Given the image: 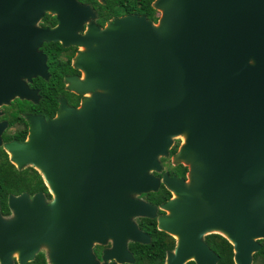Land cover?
Returning a JSON list of instances; mask_svg holds the SVG:
<instances>
[{
  "label": "water",
  "instance_id": "1",
  "mask_svg": "<svg viewBox=\"0 0 264 264\" xmlns=\"http://www.w3.org/2000/svg\"><path fill=\"white\" fill-rule=\"evenodd\" d=\"M153 7L156 23L131 15L101 29L78 0H0V106L33 95L22 78H48L38 52L44 42L81 46L84 77L71 88L87 94L78 109L62 102L54 120L34 122L27 144L10 148L54 194L50 207L42 195L32 207L26 196L12 199L14 210L25 205L22 228L14 229L31 243L55 234L61 258L69 248L77 254L72 264L74 257L93 264L92 243L110 236L115 249L104 259L134 263L126 239H151L133 218L155 216L138 196L158 190L152 173L179 138L172 162L189 167L190 182L163 176L178 198L166 207L171 216L159 219L178 240L165 264H218L202 242L213 226L233 246L235 264H254L264 239V0H155ZM45 13L57 16L56 28L38 27ZM198 199L210 210L197 212Z\"/></svg>",
  "mask_w": 264,
  "mask_h": 264
},
{
  "label": "flooded vegetation",
  "instance_id": "2",
  "mask_svg": "<svg viewBox=\"0 0 264 264\" xmlns=\"http://www.w3.org/2000/svg\"><path fill=\"white\" fill-rule=\"evenodd\" d=\"M98 1L102 5L108 2V0H106L105 3H102L100 0ZM134 1L135 0L118 1L115 8L117 15L107 21L105 25H102L99 22L100 15L96 7L78 0L82 5L90 6L94 10L96 13L94 22L101 29H104L116 19L126 18L131 15H138L140 17L145 16L148 20L152 21L146 14L140 15L132 10L131 6ZM90 22H92V20ZM90 22L84 25L80 35L86 34ZM58 25L59 21L57 16L49 13H45L38 23V27L42 29H54ZM81 49V46L78 45L66 47L60 41L44 42L38 49V52H41L46 58L48 78L41 76L32 77L31 80L26 77L22 78V81L28 86L29 92L33 95L27 98L16 97L11 100L9 104L0 106V217L4 222L0 228V264L7 262L9 259L12 264H72L70 258L77 255L69 248V252H67L68 256L61 258L62 252L59 253V251L55 249V234L49 236L51 241L48 240L45 242L36 240V242L31 243L24 241L22 233H18V231L14 229L22 228V226L18 227L17 225L22 221L19 214L21 215L23 213L25 205L23 202H17V207H22V209H19V211L14 210L12 207V199L16 200L26 196L29 201L28 207H32L35 198L38 195H42L46 207H50L54 201V194L44 180L42 174L35 167L30 165L18 166L16 161L11 157L9 150L11 147H17L28 143L35 121L39 119L45 122L54 120L60 111L62 102H65L69 107L74 109H78L82 106L84 100L87 98V94H79L71 88L76 80L81 81L84 77L82 69L77 66V56L81 54ZM58 79H60L61 82ZM39 85H41V87H39ZM54 99H56L57 108L54 107ZM53 111H55L54 114ZM177 143H179L178 152L182 140H176L175 145ZM173 156L170 154L169 157L161 158L162 171H154L152 173L154 177L160 180L158 190L143 193L138 196L140 201L152 208L155 216L153 218L144 216L133 218V223L137 225L138 229L150 236L151 239L149 244L135 243L130 239H126L125 250L133 256L135 262L136 259L133 252L134 245L153 244V234L159 235L158 232L168 235L174 241V248L168 250L167 254L170 251H174L177 246V238L161 231L159 228V219L164 217L169 218V216H171L169 210L166 208L167 205L173 200L176 201L178 199L174 195V192L165 185L163 181L164 174L167 173L171 178L175 177L178 181L182 180L184 183L190 182L188 178L189 167L181 163L174 164L171 160ZM182 197L184 196H179L180 202H184ZM193 205L197 212L201 209L205 211L210 210L211 207L209 201L202 199L194 201ZM27 211L31 215L33 214V211ZM210 221L211 219L208 221V224ZM202 228H206V226H202ZM212 228L216 229L217 227ZM205 232L208 233L203 236L202 242L213 253L218 255L213 250L212 244L214 241H219L214 237L221 235L215 230H206ZM160 237L165 243L169 240L165 236L160 235ZM114 245L115 241L110 236H107L105 244L100 242L92 243L90 255L92 256L93 264H135V262L131 263L129 261L120 262L118 259H104L106 251L115 249ZM191 262L196 264V261ZM74 263L77 264L75 257Z\"/></svg>",
  "mask_w": 264,
  "mask_h": 264
},
{
  "label": "trees",
  "instance_id": "3",
  "mask_svg": "<svg viewBox=\"0 0 264 264\" xmlns=\"http://www.w3.org/2000/svg\"><path fill=\"white\" fill-rule=\"evenodd\" d=\"M84 3L91 4L96 7L100 18L99 22L105 25L112 17L117 15L115 10L117 2L121 0H108L107 4L102 5L98 0H81ZM154 0H135L132 10L138 14H146L149 19L154 23L158 21V11L153 7ZM130 3V2H129ZM52 18V17H50ZM60 82L61 80L58 79ZM46 84V83H45ZM41 87V85H39ZM54 107L57 108L56 99L53 101ZM55 111H53V114ZM179 143H177L170 151L171 156L175 155ZM159 235L153 234L154 240L151 245H139L135 244L133 252L135 255V264H164L165 258L168 250L174 248V241L168 235L158 232ZM161 236L167 237L169 240L165 243ZM215 239L219 241H214L212 244L213 250L219 255L220 261L218 264H235L234 262V250L230 242L221 236H215ZM262 249L254 255V264H264V239L260 241ZM188 264H195L194 262H189Z\"/></svg>",
  "mask_w": 264,
  "mask_h": 264
},
{
  "label": "rangeland",
  "instance_id": "4",
  "mask_svg": "<svg viewBox=\"0 0 264 264\" xmlns=\"http://www.w3.org/2000/svg\"><path fill=\"white\" fill-rule=\"evenodd\" d=\"M157 16H158V18L160 17V13L159 12H158V15ZM178 139L179 138H176L175 141L178 140ZM171 160H172V158H171Z\"/></svg>",
  "mask_w": 264,
  "mask_h": 264
},
{
  "label": "bare ground",
  "instance_id": "5",
  "mask_svg": "<svg viewBox=\"0 0 264 264\" xmlns=\"http://www.w3.org/2000/svg\"><path fill=\"white\" fill-rule=\"evenodd\" d=\"M213 227H214V226H213ZM216 229L218 230V227H217ZM216 229L211 228L210 230H216Z\"/></svg>",
  "mask_w": 264,
  "mask_h": 264
}]
</instances>
